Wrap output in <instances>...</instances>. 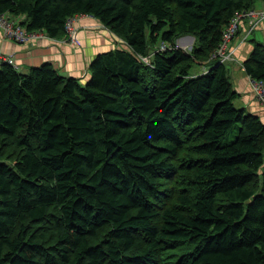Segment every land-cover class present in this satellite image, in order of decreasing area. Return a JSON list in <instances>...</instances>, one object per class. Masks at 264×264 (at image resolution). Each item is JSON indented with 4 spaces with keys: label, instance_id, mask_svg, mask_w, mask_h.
<instances>
[{
    "label": "trees",
    "instance_id": "trees-1",
    "mask_svg": "<svg viewBox=\"0 0 264 264\" xmlns=\"http://www.w3.org/2000/svg\"><path fill=\"white\" fill-rule=\"evenodd\" d=\"M260 1L0 0L29 33L89 16L126 46L85 83L0 66V264H264V124L212 58ZM241 65L264 81V45Z\"/></svg>",
    "mask_w": 264,
    "mask_h": 264
},
{
    "label": "crops",
    "instance_id": "crops-1",
    "mask_svg": "<svg viewBox=\"0 0 264 264\" xmlns=\"http://www.w3.org/2000/svg\"><path fill=\"white\" fill-rule=\"evenodd\" d=\"M254 9H264V2H257ZM78 22L74 25L78 31L77 38L80 42V49L71 52L68 51L64 46L60 45V39L53 40V42L37 39L36 42H27L25 44H18L14 41L5 40L2 36L0 29V52L7 56H14L16 59L17 66L21 73H27L30 68H37L43 63H51L55 68V64H59V68H64V72H60L64 76L82 78L81 81H87L89 79V66L92 60L103 51L97 49L94 43H97V31L91 32V28L88 24H95L99 30H103L106 33L108 39L111 38V34L104 30V27L94 18L85 16H77ZM14 22H23L24 17H11ZM91 19V20H90ZM254 30L249 32L248 22H245L240 29L235 40H233L229 47L233 52V61L230 64V79L234 92L236 93V99L234 105L238 109H243L246 114L256 116L264 124V109L256 102L252 95L250 78L244 74L242 69V63L245 61L253 47V44L264 45V18L259 21ZM103 27V28H102ZM84 31H83V30ZM87 30V31H86ZM38 36L43 38L45 35L42 32H38ZM43 34V35H42ZM99 36V35H98ZM45 37V36H44ZM89 38V39H88ZM190 39V44L193 43V38L183 37L181 40ZM60 40V41H59ZM180 40V41H181ZM32 41V40H31ZM105 46V43L103 44ZM108 48V46L106 45ZM79 55L82 56L84 67L79 68ZM76 62V65H75ZM200 72H207L209 66H203ZM63 71V70H62Z\"/></svg>",
    "mask_w": 264,
    "mask_h": 264
},
{
    "label": "built area",
    "instance_id": "built-area-1",
    "mask_svg": "<svg viewBox=\"0 0 264 264\" xmlns=\"http://www.w3.org/2000/svg\"><path fill=\"white\" fill-rule=\"evenodd\" d=\"M263 18L264 11L257 12L254 10H249L247 12L236 14L223 35L222 44L220 45L219 50L212 58L215 59V61H217L219 64H224L228 61H232L233 55L231 53L229 45L238 30V24L240 23V21L247 19L251 25V30H254L259 21ZM70 19H68L66 22L65 30L66 35L68 34L69 36V39L71 38L72 40H74L70 28ZM0 29L5 39L14 41L16 43H24L33 38H40V36H38V32H27L26 29L20 26L18 22L12 21L11 17L7 15L0 16ZM170 48L171 47L167 44H161L160 47L156 49V51H164ZM175 48L180 47L175 46ZM181 48L186 50V48ZM152 56L153 54L151 53L149 57L151 58ZM2 64H7L9 66L17 68V65L15 66V59L12 55L5 56L3 54H0V66ZM250 86L254 99L264 109V81H256L250 79Z\"/></svg>",
    "mask_w": 264,
    "mask_h": 264
},
{
    "label": "rangeland",
    "instance_id": "rangeland-1",
    "mask_svg": "<svg viewBox=\"0 0 264 264\" xmlns=\"http://www.w3.org/2000/svg\"><path fill=\"white\" fill-rule=\"evenodd\" d=\"M253 10L254 11H257V12H260V11H264V9H261V10H258V9H254L253 8ZM78 18L79 17H74L73 19H70V28H71V33H72V36H73V39L74 40H72L71 38L69 39V36H68V34L67 35H65L64 37H62V38H60V45L61 46H64V47H67L66 49L68 50V51H71L72 53L73 52H75V51H77L76 49H80L81 47H80V42H79V40H78V38H77V35H78V31H77V29H76V27H74V25L75 24H77V22H78ZM85 18L86 19H88L89 17H86L85 16ZM91 20V19H90ZM260 23V22H259ZM88 26L89 27H91V28H87V29H91V32H94V31H97V34L99 35H97V36H95V38L98 40L97 41V43H94L95 45H96V47H97V49H99L100 48V50L101 51H103V52H107V51H110V50H116V49H122V50H124V49H126V46H125V44L123 43V41H121L119 38H117L116 36H114L112 33H110L106 28H104V30H106V31H108L111 35V38L110 39H108L107 37H106V33H104L103 32V30H99V28H97L96 27V25L95 24H88ZM103 28V27H102ZM248 28H249V32H251L252 30H251V25H250V23H249V21H248ZM83 30V29H82ZM84 31V30H83ZM87 31V30H86ZM2 32V31H1ZM43 35V34H42ZM3 36V35H2ZM45 35H43V38H33V39H31L30 40V42H36V40L37 39H42V40H47V41H50V42H53V40L52 39H49V38H47L46 36L44 37ZM237 37V36H236ZM4 38V37H3ZM5 39V38H4ZM89 39V38H88ZM236 39V38H235ZM234 39V40H235ZM5 40H7V39H5ZM181 40V39H180ZM180 40H178L177 42H176V45L175 46H179L180 48L181 47H183V48H186V50H190L191 49V44H190V42H191V40L190 39H185V40H183V41H188L186 44H185V42H183V43H181L182 42V40L180 41ZM10 41V40H9ZM29 42V41H28ZM25 43H27V42H24V43H18V44H25ZM53 43H55V42H53ZM105 43V46L103 45ZM106 45L108 46V48L106 47ZM82 49V48H81ZM231 50V49H230ZM231 53H232V55H233V52H232V50H231ZM0 54H2L1 52H0ZM4 55V54H3ZM5 56H7V55H5ZM14 57V56H13ZM79 57V68L78 69H80V68H83L84 67V62H83V59H82V56L81 55H79L78 56ZM14 59H15V57H14ZM150 57L149 56H147V57H143V58H140V61L142 62V63H144L145 65H147V66H149L150 65ZM17 65V63H16V59H15V66ZM62 65V64H61ZM61 65H59V64H55V66H56V70L57 71H59V73L60 72H64L65 71V69L64 68H59V66H61ZM75 65H76V62H75ZM77 66V65H76ZM12 67V66H11ZM13 69H15V70H18L19 72H20V70H19V67L17 66V68H14V67H12ZM63 70V71H62ZM89 72V71H88ZM61 74V73H60ZM77 79H80V78H77ZM82 79V78H81ZM80 79V80H81ZM86 81H84L83 83H85ZM238 131H239V127H237L236 129H234L232 132H230L229 134H228V136H227V138L224 140V143H226V142H230V141H232L234 138H235V136L237 135V133H238ZM182 155H183V153H181L180 154V157H182Z\"/></svg>",
    "mask_w": 264,
    "mask_h": 264
}]
</instances>
